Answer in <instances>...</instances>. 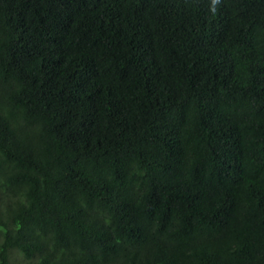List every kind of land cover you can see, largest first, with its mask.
<instances>
[{"label": "trees", "instance_id": "1", "mask_svg": "<svg viewBox=\"0 0 264 264\" xmlns=\"http://www.w3.org/2000/svg\"><path fill=\"white\" fill-rule=\"evenodd\" d=\"M264 0H0V264H264Z\"/></svg>", "mask_w": 264, "mask_h": 264}, {"label": "clouds", "instance_id": "2", "mask_svg": "<svg viewBox=\"0 0 264 264\" xmlns=\"http://www.w3.org/2000/svg\"><path fill=\"white\" fill-rule=\"evenodd\" d=\"M255 102L257 103V105L259 106V108H260L261 110L264 108L263 104H261V103H259V102H257V101H255Z\"/></svg>", "mask_w": 264, "mask_h": 264}]
</instances>
